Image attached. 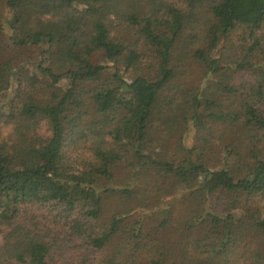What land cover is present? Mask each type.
Returning a JSON list of instances; mask_svg holds the SVG:
<instances>
[{"label": "trees", "instance_id": "trees-1", "mask_svg": "<svg viewBox=\"0 0 264 264\" xmlns=\"http://www.w3.org/2000/svg\"><path fill=\"white\" fill-rule=\"evenodd\" d=\"M1 227L0 264H264V0H0Z\"/></svg>", "mask_w": 264, "mask_h": 264}, {"label": "rangeland", "instance_id": "rangeland-1", "mask_svg": "<svg viewBox=\"0 0 264 264\" xmlns=\"http://www.w3.org/2000/svg\"><path fill=\"white\" fill-rule=\"evenodd\" d=\"M67 31H62L58 33V38L60 39V41H62L63 43H67ZM202 73L200 71H197L195 74V81L199 82L200 81V77H201ZM162 156L166 159V160H171V161H178L181 157H182V153L180 151H178L175 147V145H170L168 146L166 149H164L162 151ZM3 230V232H1ZM7 229L1 227L0 228V242H2L4 235L7 233ZM169 238L174 239L176 237V232L173 230H170L167 235Z\"/></svg>", "mask_w": 264, "mask_h": 264}]
</instances>
